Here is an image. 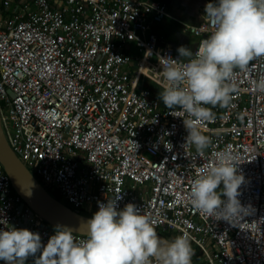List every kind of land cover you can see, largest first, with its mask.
<instances>
[{
    "label": "built area",
    "instance_id": "2783aa9c",
    "mask_svg": "<svg viewBox=\"0 0 264 264\" xmlns=\"http://www.w3.org/2000/svg\"><path fill=\"white\" fill-rule=\"evenodd\" d=\"M166 14L159 0H0L4 135L45 188L80 213L120 193L118 208L133 202L167 238L187 230L201 264H264V91L252 87L264 56L234 69L228 106L209 105L216 118L199 127L210 143L197 153L180 110L145 82L162 87L160 56H178L149 31ZM212 28L207 14L183 24L199 36L196 47ZM223 150L241 162L239 199L254 209L233 225L188 199L197 167ZM0 217V228L36 231L42 244L55 230L13 189L1 161Z\"/></svg>",
    "mask_w": 264,
    "mask_h": 264
},
{
    "label": "clouds",
    "instance_id": "9594fccd",
    "mask_svg": "<svg viewBox=\"0 0 264 264\" xmlns=\"http://www.w3.org/2000/svg\"><path fill=\"white\" fill-rule=\"evenodd\" d=\"M204 12L213 26L210 34L195 50L178 45L177 57L160 56L158 71L163 78L159 98L170 110H180L185 141L197 153L210 143L199 127L216 118L209 105L228 106L238 87L234 69L243 70L253 58L264 56V0H207ZM252 87L264 91V76L253 80ZM240 165L233 152L223 150L212 162L197 167L188 194L191 206L231 225L250 215L253 206L239 199L240 186L247 183ZM120 199L119 193L98 201L86 220V238L81 240L72 226L60 223L43 244L39 233L28 228H0V259L5 264H25L30 255L34 264H152L153 260L155 264H192L194 250L187 230L163 239L141 207L127 202L118 208ZM0 223H6L3 217Z\"/></svg>",
    "mask_w": 264,
    "mask_h": 264
},
{
    "label": "water",
    "instance_id": "95a60500",
    "mask_svg": "<svg viewBox=\"0 0 264 264\" xmlns=\"http://www.w3.org/2000/svg\"><path fill=\"white\" fill-rule=\"evenodd\" d=\"M0 161L10 177L13 189L46 223L52 226L57 223L70 225L74 232L86 234V220L91 215L70 208L45 188L9 146L1 122ZM157 233L163 239H169ZM192 264H194L193 260Z\"/></svg>",
    "mask_w": 264,
    "mask_h": 264
},
{
    "label": "crops",
    "instance_id": "0c3cea01",
    "mask_svg": "<svg viewBox=\"0 0 264 264\" xmlns=\"http://www.w3.org/2000/svg\"><path fill=\"white\" fill-rule=\"evenodd\" d=\"M159 1L166 5L167 14L159 21H152L149 31L157 36L161 45L169 44L172 51L177 55L178 45H185L194 50L199 36L191 31L184 30L183 24H198L206 14L204 6L207 0ZM134 67L135 65H132V72ZM0 264H5V261L0 259ZM25 264H34V257L28 256L25 259Z\"/></svg>",
    "mask_w": 264,
    "mask_h": 264
},
{
    "label": "rangeland",
    "instance_id": "374dc122",
    "mask_svg": "<svg viewBox=\"0 0 264 264\" xmlns=\"http://www.w3.org/2000/svg\"><path fill=\"white\" fill-rule=\"evenodd\" d=\"M146 85L151 88L157 95L159 93V91H161L162 89L155 84L154 82H151L148 79H145ZM49 188V187H48ZM54 194H56L53 190H51ZM57 195V194H56ZM162 234V233H161ZM165 234V233H164ZM192 260L194 261V264H201L203 263V257L201 252H198L197 255L194 254V257H192Z\"/></svg>",
    "mask_w": 264,
    "mask_h": 264
},
{
    "label": "trees",
    "instance_id": "16d2710c",
    "mask_svg": "<svg viewBox=\"0 0 264 264\" xmlns=\"http://www.w3.org/2000/svg\"><path fill=\"white\" fill-rule=\"evenodd\" d=\"M151 81V80H150ZM152 82V81H151ZM156 84V83H155ZM160 87V86H159ZM161 89H162V87H160ZM155 93V92H154ZM50 193H52V195H54L55 196V194L53 193V192H51L49 189H47ZM164 236H166L167 237V235L166 234H164V233H162Z\"/></svg>",
    "mask_w": 264,
    "mask_h": 264
}]
</instances>
